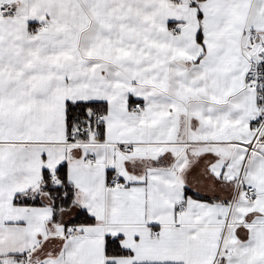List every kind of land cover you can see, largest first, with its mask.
<instances>
[{
	"label": "snow or ice",
	"instance_id": "snow-or-ice-1",
	"mask_svg": "<svg viewBox=\"0 0 264 264\" xmlns=\"http://www.w3.org/2000/svg\"><path fill=\"white\" fill-rule=\"evenodd\" d=\"M0 264H264V0H0Z\"/></svg>",
	"mask_w": 264,
	"mask_h": 264
}]
</instances>
